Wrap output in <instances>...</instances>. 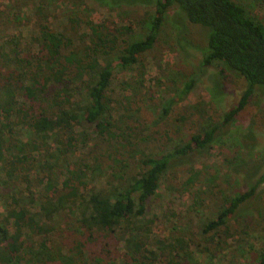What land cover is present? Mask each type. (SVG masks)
I'll return each mask as SVG.
<instances>
[{
	"label": "trees",
	"instance_id": "trees-1",
	"mask_svg": "<svg viewBox=\"0 0 264 264\" xmlns=\"http://www.w3.org/2000/svg\"><path fill=\"white\" fill-rule=\"evenodd\" d=\"M90 1L151 12L132 29L81 18L74 14L77 5L54 29L37 8L25 37H0V264H197L182 237H151L146 206L169 168L205 150L254 90L264 92V25L232 0ZM168 13L179 42L187 40L189 29L201 31L199 72L213 68L245 85L219 123L172 143L163 133L164 146L170 142L164 148L156 132L144 133L130 110L113 104L111 86L115 71L140 67ZM187 42L181 44L192 46L191 34ZM194 84L191 77L181 82L175 99ZM173 103L167 101L156 118L166 116ZM89 142L110 152L105 158L115 167L104 178L90 155L82 152L78 159ZM187 174L185 185L200 171L189 166ZM263 182L264 173L245 191L221 196L214 217L196 227L203 242L199 253L215 257L232 236L230 219L252 204ZM81 184L89 186L83 190ZM115 242L116 253L124 250L120 257L107 249ZM262 246L254 264H264Z\"/></svg>",
	"mask_w": 264,
	"mask_h": 264
},
{
	"label": "rangeland",
	"instance_id": "rangeland-1",
	"mask_svg": "<svg viewBox=\"0 0 264 264\" xmlns=\"http://www.w3.org/2000/svg\"><path fill=\"white\" fill-rule=\"evenodd\" d=\"M232 1L264 25V0ZM77 5L78 10L74 13ZM37 8L44 10V22L54 29L71 17V13L94 23L106 20L114 26L128 24L134 29L136 20L151 12L149 7L142 6L107 8L90 0H0V37L18 34L25 37L30 28L27 23L32 15H36ZM171 16L172 13H168L164 18L157 43L146 53L140 67L127 72L115 71L111 86L113 104L119 109L130 110L132 113L129 114L145 128L144 133L156 132L160 146L165 142L163 133H168L172 143V139H188L207 126L219 123L222 114L236 104L245 85L233 75L221 78L213 68L199 72L201 31L189 29L186 38L189 40L191 34L192 46L181 44L189 43L182 39L178 41L179 31L174 29ZM190 77L195 78L193 88L185 97L175 99L181 82ZM170 99L174 103L170 104L168 114L158 120L156 116L161 115L162 107ZM86 147L79 151L78 159L82 152L85 158L86 153L90 155L89 160L97 164L101 178L114 171V163L105 158L110 152L105 151L103 144L89 142ZM77 164L78 160L73 159L68 170L71 172ZM189 166L200 174L191 184L185 185ZM263 173L264 92L254 90L235 118L215 131L213 141L205 150L194 152L187 162L169 168L161 177L144 214L145 220L152 222L151 237H182L189 244L188 257L197 264H254L264 243V182L256 187L252 204L230 219L232 236L223 241V247L215 257L198 252L203 242L195 235V230L201 221L214 217L221 196L230 197L245 191ZM87 185L81 184L83 190L88 188ZM1 202L0 199V217ZM107 249L110 256L124 254L123 249L116 253V242Z\"/></svg>",
	"mask_w": 264,
	"mask_h": 264
}]
</instances>
